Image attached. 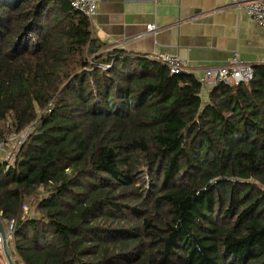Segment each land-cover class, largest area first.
Listing matches in <instances>:
<instances>
[{
    "label": "trees",
    "instance_id": "16d2710c",
    "mask_svg": "<svg viewBox=\"0 0 264 264\" xmlns=\"http://www.w3.org/2000/svg\"><path fill=\"white\" fill-rule=\"evenodd\" d=\"M70 2L0 0V144L26 134L0 162L14 258L264 264V67L203 101Z\"/></svg>",
    "mask_w": 264,
    "mask_h": 264
},
{
    "label": "crops",
    "instance_id": "0c3cea01",
    "mask_svg": "<svg viewBox=\"0 0 264 264\" xmlns=\"http://www.w3.org/2000/svg\"><path fill=\"white\" fill-rule=\"evenodd\" d=\"M91 24L100 42L135 57L175 55L187 62L196 78L204 69L226 65L233 56L251 67H264V25L237 13L228 0H104ZM148 25L155 30L148 32ZM208 90L202 93L203 101L208 100ZM11 147L8 143L5 150ZM9 243L11 259L19 264Z\"/></svg>",
    "mask_w": 264,
    "mask_h": 264
},
{
    "label": "built area",
    "instance_id": "2783aa9c",
    "mask_svg": "<svg viewBox=\"0 0 264 264\" xmlns=\"http://www.w3.org/2000/svg\"><path fill=\"white\" fill-rule=\"evenodd\" d=\"M104 0H71L70 6L75 11L82 14L87 19L91 20L96 12L100 2ZM158 1V0H154ZM229 7L234 9L237 13L247 16L254 24L264 25V2L261 0H228ZM148 32H153L155 27L148 25L146 27ZM150 61L164 67L171 75H193L195 71L190 69L187 62L181 60L175 55L169 54H153L147 57ZM110 65L104 66L107 70ZM253 68L241 62L237 56L224 66L204 69L199 78H196L203 89L212 88L219 83L229 85L247 84L253 79ZM26 137V134L18 136H11L9 143L17 142L18 145L12 150H5V145L0 144V162H5L7 169L14 164L15 156ZM16 143V144H17ZM27 207H23V212L27 213ZM6 239L9 241L12 238V230L14 219L4 220ZM1 244V240H0Z\"/></svg>",
    "mask_w": 264,
    "mask_h": 264
},
{
    "label": "water",
    "instance_id": "95a60500",
    "mask_svg": "<svg viewBox=\"0 0 264 264\" xmlns=\"http://www.w3.org/2000/svg\"><path fill=\"white\" fill-rule=\"evenodd\" d=\"M261 1L264 2V0H261ZM0 240H1V244H2L3 250H4L3 254H4V257H5L6 263L7 264H15L12 261L10 252L8 250L9 248H8V244H7L5 228H4V225L2 223L1 217H0Z\"/></svg>",
    "mask_w": 264,
    "mask_h": 264
},
{
    "label": "rangeland",
    "instance_id": "374dc122",
    "mask_svg": "<svg viewBox=\"0 0 264 264\" xmlns=\"http://www.w3.org/2000/svg\"><path fill=\"white\" fill-rule=\"evenodd\" d=\"M16 143H17L16 141L12 143V147H13L12 150H14V148L16 147V145H18V143H17V144H16ZM31 213H32V212H31ZM32 214H33V213H32ZM2 256H3V258L5 259L4 254H3ZM4 259L1 258V260H2L1 262H2L3 264H7V263H6V260L4 261Z\"/></svg>",
    "mask_w": 264,
    "mask_h": 264
}]
</instances>
